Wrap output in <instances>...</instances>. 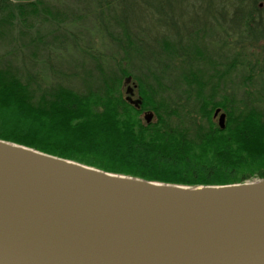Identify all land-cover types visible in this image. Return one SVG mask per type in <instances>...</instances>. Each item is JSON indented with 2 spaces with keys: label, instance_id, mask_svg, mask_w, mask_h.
Masks as SVG:
<instances>
[{
  "label": "trees",
  "instance_id": "1",
  "mask_svg": "<svg viewBox=\"0 0 264 264\" xmlns=\"http://www.w3.org/2000/svg\"><path fill=\"white\" fill-rule=\"evenodd\" d=\"M174 1L95 0L93 10L108 19L100 31L121 55L108 68L96 58L92 75L54 69L51 55L61 47L55 38L56 46L42 49L39 74L0 56L1 141L151 183L225 187L264 179V95L252 88L249 59L250 50L264 49V7L260 0H206L207 9L200 2L175 12ZM39 3L0 0V29L12 27L10 10L37 14ZM215 56L226 62L210 73ZM240 63L250 90L218 95ZM216 109L226 116L223 130L212 117ZM144 112L153 114L148 125Z\"/></svg>",
  "mask_w": 264,
  "mask_h": 264
},
{
  "label": "water",
  "instance_id": "2",
  "mask_svg": "<svg viewBox=\"0 0 264 264\" xmlns=\"http://www.w3.org/2000/svg\"><path fill=\"white\" fill-rule=\"evenodd\" d=\"M0 264H264V179L151 183L0 139Z\"/></svg>",
  "mask_w": 264,
  "mask_h": 264
},
{
  "label": "rangeland",
  "instance_id": "3",
  "mask_svg": "<svg viewBox=\"0 0 264 264\" xmlns=\"http://www.w3.org/2000/svg\"><path fill=\"white\" fill-rule=\"evenodd\" d=\"M133 1L136 0H130V3ZM213 1L215 2V0ZM174 2H177V4L172 3L175 12H190L192 7H198L200 2L201 7L207 9L206 0H175ZM258 3L262 5V8L264 7L261 0ZM93 6H95V0H41L37 7V14L22 15L16 9L10 10V13L12 11L13 14L12 18H14L12 27L5 23L0 29L2 35L0 56L3 63L12 61L15 65L23 64L31 73L39 74L43 65L41 61L45 56L42 49L52 45L56 46L55 43L50 45L51 39L55 38L54 42L56 44L60 42L61 47L57 59L51 55V65L54 69L78 76L81 71L89 72L87 74L92 75L95 73V63L98 57H103L102 59L106 60L104 65H107L108 68L110 62L107 61H111L113 57L119 59L121 53L105 35H102V30L100 31V23L105 24L108 20L106 13L99 15L98 11L93 10ZM196 11L201 10L198 8ZM18 19L24 21L19 22ZM154 20H146L148 22L144 21V24L151 26L150 24H153ZM108 32L116 34L117 31H113L110 27ZM214 58L218 65H215L210 73H214L217 69L218 72L223 69V63L220 62H224V60L219 56ZM249 59L255 74L252 79L254 83L252 88L256 90L255 82L258 72L264 71V49L256 47L250 50ZM20 60L23 62L21 63ZM244 69H247L244 64H237L225 78L223 77L221 83L226 89V94L232 91L235 93L234 95H239L241 91H245L244 89H249V85L243 81ZM252 82L250 85H253ZM239 87L241 90H237ZM220 94L219 92L218 95ZM136 95L138 96L135 91L134 99L137 98Z\"/></svg>",
  "mask_w": 264,
  "mask_h": 264
},
{
  "label": "flooded vegetation",
  "instance_id": "4",
  "mask_svg": "<svg viewBox=\"0 0 264 264\" xmlns=\"http://www.w3.org/2000/svg\"><path fill=\"white\" fill-rule=\"evenodd\" d=\"M263 73H264V71H259L258 72V76H257V81L255 82L256 84H255V86H256V91H258V92H256L255 91V95H262L263 93H264V77H263ZM221 87H222V89L220 90V91H218V93L220 92L221 94L220 95H227V94H229V92L226 94V89H225V87L221 84ZM136 87L133 85V83H132V81H130L129 82V84L128 85H126V89L128 90H130L129 92V97L131 98L130 100L131 101H133V103H135L134 101H136V99H134L135 98V91H136V89H135ZM244 92L243 91H241L240 92V94L239 95H245V94H243ZM212 95V94H211ZM136 97L138 98L139 97V95L137 96L136 95ZM136 105V104H135ZM222 112H219V114L218 115H220ZM218 117V116H217ZM215 123H217V119L215 118Z\"/></svg>",
  "mask_w": 264,
  "mask_h": 264
}]
</instances>
